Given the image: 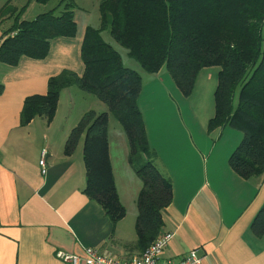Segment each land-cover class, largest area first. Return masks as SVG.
<instances>
[{
    "label": "crops",
    "instance_id": "0c3cea01",
    "mask_svg": "<svg viewBox=\"0 0 264 264\" xmlns=\"http://www.w3.org/2000/svg\"><path fill=\"white\" fill-rule=\"evenodd\" d=\"M73 14L76 34L51 39L44 58L21 56L15 65L0 62V264H68L56 257L57 250L82 254L87 246L124 257L142 250L135 231L141 181L117 175L109 143L117 193L126 209L121 219L112 222L83 191L82 141L72 154L63 152L70 129L86 111L70 117L72 85L61 90L50 120L37 115L24 125L20 121L24 98L44 94L51 75L62 69L83 72L80 48L93 16L78 5ZM2 30L0 23V41ZM151 74L147 95L156 104L148 120L140 109L157 167L172 183V200L162 209L161 233L173 235L161 258L178 259L196 249L200 264H264V233L251 230L264 206V177L245 178L228 163L242 131L231 126L207 131L213 108L205 107L197 117L192 107H174L162 99L164 82L183 98L169 72L162 73L161 67ZM43 148L47 150L44 175L38 163ZM127 154L123 163L121 155L125 172L130 166Z\"/></svg>",
    "mask_w": 264,
    "mask_h": 264
},
{
    "label": "trees",
    "instance_id": "16d2710c",
    "mask_svg": "<svg viewBox=\"0 0 264 264\" xmlns=\"http://www.w3.org/2000/svg\"><path fill=\"white\" fill-rule=\"evenodd\" d=\"M11 1L0 7V23L12 19L2 30L0 62L15 65L21 56L44 58L51 39L76 34L74 0H60L58 12L52 8L31 19L20 16L25 5L18 8ZM35 1L45 4L49 0ZM98 12V27L88 25L82 39V74L62 69L51 75L44 94L24 98L20 121L24 125L37 115L50 120L61 90L71 85L106 104L124 130L128 162L141 181L135 231L136 244L143 250L162 234V209L172 200V183L157 167V154L146 134L138 104L142 77L123 64L120 53L101 33L109 29L146 72L165 66L184 95L192 92L203 67L218 65L214 112L207 131L225 126L242 131L228 163L245 178H263L264 0H99ZM81 141L86 175L83 191L116 222L126 209L113 175L106 111H84L70 129L63 152L72 154ZM251 230L256 235L264 233V206L255 215Z\"/></svg>",
    "mask_w": 264,
    "mask_h": 264
},
{
    "label": "rangeland",
    "instance_id": "374dc122",
    "mask_svg": "<svg viewBox=\"0 0 264 264\" xmlns=\"http://www.w3.org/2000/svg\"><path fill=\"white\" fill-rule=\"evenodd\" d=\"M5 2L6 0H0V7ZM59 2L60 0H49L47 3L41 4L36 2L35 0L11 1V3L16 5L18 8L25 5L20 16L21 18H26V19H31L35 17L38 13L52 8H57L56 12H58L62 8V5L57 7ZM74 2H76V6L77 5L85 6L88 9V11L92 14L93 18L90 22L91 25L95 27L99 25L98 24L99 13L97 10L96 0H74ZM11 23H12V19H5L3 20V27L6 28L10 26ZM101 34H102V38L105 41L109 42L120 53L123 64L129 68L136 70L142 76V80H143L142 86L145 88L140 92L138 103H139V107L142 109L145 118L148 120V118L152 114L151 107H154L156 104L155 102H151L150 101L151 97L147 95L148 87H146V84L150 79V77H152L151 76L152 74L146 72L137 62L136 59L128 55L126 48L120 45L111 36L109 29L103 30ZM218 70H219L218 65L203 67L199 71L197 78L195 80L194 88L189 95H184L178 88L180 93L183 95V98L180 96V94H177L179 93L177 92L178 90H176V92L175 90L171 91L173 90V87L170 86L169 88L168 84L164 82L162 85L163 88L162 99L166 98V100H168L170 104L174 105V107L194 108L197 117H200L205 112V107H208L210 111L212 108L214 110V89L217 84ZM162 73H168V70L165 66L162 67ZM208 74H210V76ZM72 89L73 90H71V99L73 102L72 104L73 108L70 117L75 118L76 114H79V112L81 113L83 110H88V109H93L96 112L106 111L108 113V136L110 143V151L112 154L114 166L117 170L116 171L117 175L124 177L123 176L124 174L127 178H130L132 181H138L139 178L137 177L131 166H129L128 170L126 169L125 172V170L123 171V167L121 165V155H122V163H123V158H124L123 155L126 154L128 151V142L124 130L122 129L118 120L109 111L106 104L103 103L101 100H99L95 95L83 91L76 85H72ZM165 107H169V105H166ZM127 173L131 174L132 176H129Z\"/></svg>",
    "mask_w": 264,
    "mask_h": 264
},
{
    "label": "built area",
    "instance_id": "2783aa9c",
    "mask_svg": "<svg viewBox=\"0 0 264 264\" xmlns=\"http://www.w3.org/2000/svg\"><path fill=\"white\" fill-rule=\"evenodd\" d=\"M46 156L47 150L43 148L38 161L40 172L43 175L47 172ZM172 235L171 232L160 234L140 253L130 257L104 253L91 246L84 247L82 254H69L57 250L55 255L68 264H200L202 257L198 255L196 249L187 251L178 259L161 258V254Z\"/></svg>",
    "mask_w": 264,
    "mask_h": 264
}]
</instances>
